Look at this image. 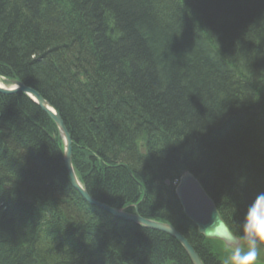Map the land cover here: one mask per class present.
I'll list each match as a JSON object with an SVG mask.
<instances>
[{
	"label": "trees",
	"instance_id": "16d2710c",
	"mask_svg": "<svg viewBox=\"0 0 264 264\" xmlns=\"http://www.w3.org/2000/svg\"><path fill=\"white\" fill-rule=\"evenodd\" d=\"M14 75L61 114L94 198L145 195L142 217L172 224L205 264H229L173 184L193 173L237 236L264 194V0H0V77ZM3 100L0 264H192L176 239L63 185L54 121L24 94Z\"/></svg>",
	"mask_w": 264,
	"mask_h": 264
},
{
	"label": "water",
	"instance_id": "95a60500",
	"mask_svg": "<svg viewBox=\"0 0 264 264\" xmlns=\"http://www.w3.org/2000/svg\"><path fill=\"white\" fill-rule=\"evenodd\" d=\"M2 82L4 85L0 84V93L6 95L23 93L53 119L63 143V160L71 183L86 202L106 211L116 218L133 222L145 229L155 230L171 236L181 243L192 264H205L188 239L172 224L144 218L138 213V210L135 213H127L114 209L92 197L85 185L80 183L76 174L73 162V139L60 113L37 91L17 81H14L11 85L8 84L9 81L6 79H3ZM167 184L169 185L170 182L167 181ZM176 195L185 215L196 225L201 235L207 239L221 241L230 247L228 242L234 236L233 232L221 216L214 200L191 172L186 171L181 176L176 187Z\"/></svg>",
	"mask_w": 264,
	"mask_h": 264
},
{
	"label": "clouds",
	"instance_id": "9594fccd",
	"mask_svg": "<svg viewBox=\"0 0 264 264\" xmlns=\"http://www.w3.org/2000/svg\"><path fill=\"white\" fill-rule=\"evenodd\" d=\"M232 248L229 264H257L264 247V194L258 193L248 204L242 233L228 242Z\"/></svg>",
	"mask_w": 264,
	"mask_h": 264
},
{
	"label": "bare ground",
	"instance_id": "6f19581e",
	"mask_svg": "<svg viewBox=\"0 0 264 264\" xmlns=\"http://www.w3.org/2000/svg\"><path fill=\"white\" fill-rule=\"evenodd\" d=\"M9 82H8V84H12L14 81H17V82H20V83H22L24 86H26V87H28V88H31V89H33V90H35L34 88H32V87H30L29 86V84H28V81H27V83L26 82H24L19 76H16V75H14V76H12V78L10 79V80H8ZM0 84H3L4 85V83L0 80ZM35 91H37V90H35ZM38 92V91H37ZM39 93V92H38ZM20 94H23V93H18V94H12V95H6V94H3V93H0V104L1 103H5V101L3 100V97H14V96H17V95H20ZM40 94V93H39ZM25 95V94H24ZM41 95V94H40ZM26 96V95H25ZM42 96V95H41ZM26 97H28V96H26ZM29 98V97H28ZM30 99V98H29ZM46 99V98H45ZM31 100V99H30ZM47 100V99H46ZM32 101V100H31ZM48 101V100H47ZM49 102V101H48ZM50 103V102H49ZM35 104V103H34ZM51 104V103H50ZM52 105V104H51ZM53 106V105H52ZM39 107V106H38ZM54 107V106H53ZM40 108V107H39ZM55 108V107H54ZM41 109V108H40ZM56 109V108H55ZM42 110V109H41ZM57 110V109H56ZM1 111V110H0ZM43 111V110H42ZM58 111V110H57ZM44 112V111H43ZM59 112V111H58ZM45 113V112H44ZM45 114H47V113H45ZM48 115V114H47ZM61 115V114H60ZM49 116V115H48ZM50 117V116H49ZM4 118V114H3V112H1V117H0V121L2 120ZM51 118V117H50ZM5 119H7V117H5ZM52 119V118H51ZM53 120V119H52ZM2 123H4V122H2ZM57 134H58V136H59V138L61 139V136H60V133H59V131L57 130ZM25 137H26V142L28 143H32V141L30 140V138H28L27 139V135H24ZM54 149V153L56 152V149L55 148H53ZM73 151H74V148H73ZM73 154H74V152H73ZM62 161H63V158H62ZM74 162V161H73ZM63 163H64V161H63ZM75 166V165H74ZM122 166V165H121ZM120 166V167H121ZM64 169H65V174H66V176H67V178H68V180H66V181H64L63 182V185H65L67 188H70L72 191H73V193L74 194H76V195H79V197L83 200V201H85V199L80 195V193L73 187V185H72V183H71V180H70V176H69V173H68V171H67V169H66V166L64 167ZM75 170H76V174H77V176H78V178H79V180H80V183H82L83 185H85V183H84V181L81 179V177L79 176V174H78V172H77V169H76V167H75ZM190 172V171H189ZM185 173V172H184ZM183 173V174H184ZM182 174V175H183ZM193 174V173H192ZM181 175V176H182ZM194 175V174H193ZM131 176L134 178V174H131ZM195 176V175H194ZM196 177V176H195ZM181 178V177H180ZM65 179V177H63V180ZM196 179H197V177H196ZM63 180H61L60 178H58L57 177V179H56V181H58V182H62ZM198 181H200L199 179H197ZM135 181H136V179H135ZM167 181H169V180H167ZM167 181L165 182V184L166 185H168L167 184ZM179 181H180V179L178 180V181H176L173 185L175 186V193H176V187H177V185H178V183H179ZM137 182V181H136ZM170 182V184H171V181H169ZM201 182V181H200ZM169 184V185H170ZM202 184V183H201ZM87 186V185H86ZM85 186V187H86ZM204 187V186H203ZM101 189H103V187H101ZM205 189V188H204ZM206 190V189H205ZM207 191V190H206ZM208 193V192H207ZM209 194V193H208ZM91 195V194H90ZM92 196V195H91ZM177 196V195H176ZM93 197V196H92ZM211 197V196H210ZM96 199V198H95ZM144 199H145V195H143V197H142V199L138 202V203H136L135 205H130V206H124V204H122V203H119V202H115L116 203V205H120V206H117V207H113L111 204H109V203H104V202H102V201H100V200H98V199H96V200H98V201H100V202H102V203H104V204H106L107 206H109V207H112V208H114V209H117V210H121V211H124V212H127V213H135V211L136 210H138L139 209V206H140V204L144 201ZM86 202V201H85ZM86 203H88V202H86ZM10 204V203H9ZM9 204H6V206H7V208H9ZM89 204V203H88ZM181 204V203H180ZM89 205H91V204H89ZM91 206H93V205H91ZM26 207V206H25ZM93 207H95V206H93ZM97 208V207H96ZM100 209V208H99ZM218 209V208H217ZM9 212V213H8ZM8 212H6L4 215H6V217L5 218H3V224H5V225H8V224H12L13 223V219H12V217H11V219H10V215L9 214H11L12 213V205L10 204V208H9V211ZM106 212V211H105ZM138 213H139V211H138ZM8 214V215H7ZM109 214V213H108ZM185 214V213H184ZM111 215V214H110ZM113 218H115V219H119V218H116V217H114L113 215H111ZM188 218V217H187ZM189 219V218H188ZM119 220H123V219H119ZM190 220V219H189ZM124 221H126V220H124ZM191 221V220H190ZM129 222V221H128ZM192 222V221H191ZM133 223V222H132ZM165 223V222H164ZM193 223V222H192ZM194 224V223H193ZM195 225V224H194ZM12 226H14V225H12ZM196 226V225H195ZM9 227H11V225H9ZM5 228H7V227H3V226H0V229H4L5 230ZM14 229L15 228H9V232L10 233H12V232H14ZM177 229V228H176ZM198 229V228H197ZM148 230H151V229H148ZM178 230V229H177ZM153 231H155V230H153ZM179 231V230H178ZM6 232L7 233V230H5V231H0V237H1V240L3 241V239H4V233ZM158 232V231H157ZM181 232V231H180ZM199 232V231H198ZM182 233V232H181ZM183 234V233H182ZM200 234V233H199ZM184 235V234H183ZM185 236V235H184ZM186 237V236H185ZM187 238V237H186ZM13 247L12 245H10V244H7V246L6 247ZM38 247H39V244H38ZM30 249L31 248H28L27 250H28V252H30ZM186 252V251H185ZM197 252V251H196ZM28 254H30V253H27L26 255H28ZM187 254V253H186ZM20 255V254H19ZM187 256H188V254H187ZM189 257V256H188ZM190 259V258H189ZM176 264V263H175Z\"/></svg>",
	"mask_w": 264,
	"mask_h": 264
},
{
	"label": "rangeland",
	"instance_id": "374dc122",
	"mask_svg": "<svg viewBox=\"0 0 264 264\" xmlns=\"http://www.w3.org/2000/svg\"><path fill=\"white\" fill-rule=\"evenodd\" d=\"M230 255L228 256V259H227L228 263H229V257H230ZM257 264H264V251H262V250L260 251V255L258 257Z\"/></svg>",
	"mask_w": 264,
	"mask_h": 264
}]
</instances>
